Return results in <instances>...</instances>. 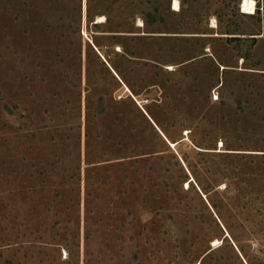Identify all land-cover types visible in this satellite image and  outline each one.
Wrapping results in <instances>:
<instances>
[{"label":"rangeland","instance_id":"obj_1","mask_svg":"<svg viewBox=\"0 0 264 264\" xmlns=\"http://www.w3.org/2000/svg\"><path fill=\"white\" fill-rule=\"evenodd\" d=\"M173 1L0 0V264H264V0Z\"/></svg>","mask_w":264,"mask_h":264},{"label":"bare ground","instance_id":"obj_2","mask_svg":"<svg viewBox=\"0 0 264 264\" xmlns=\"http://www.w3.org/2000/svg\"><path fill=\"white\" fill-rule=\"evenodd\" d=\"M253 3H254L253 0H243V5L247 9H252ZM178 8H179L178 1L177 0H174L173 1V9L174 10H178ZM103 21H104L103 16H99L98 17V22H103Z\"/></svg>","mask_w":264,"mask_h":264}]
</instances>
